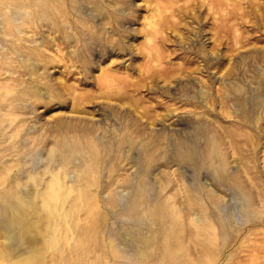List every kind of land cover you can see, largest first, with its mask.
Returning a JSON list of instances; mask_svg holds the SVG:
<instances>
[{
  "label": "rangeland",
  "instance_id": "obj_1",
  "mask_svg": "<svg viewBox=\"0 0 264 264\" xmlns=\"http://www.w3.org/2000/svg\"><path fill=\"white\" fill-rule=\"evenodd\" d=\"M0 264H264V0H0Z\"/></svg>",
  "mask_w": 264,
  "mask_h": 264
},
{
  "label": "clouds",
  "instance_id": "obj_2",
  "mask_svg": "<svg viewBox=\"0 0 264 264\" xmlns=\"http://www.w3.org/2000/svg\"><path fill=\"white\" fill-rule=\"evenodd\" d=\"M115 61L111 60L109 58H105V60L102 62V65L98 68H93L91 71L95 76V79L99 81V91H96L91 94V101L92 103L90 104L89 107L93 103L101 105L103 108H109L111 106H117V107H122V104L120 101L116 98L112 97L111 90L106 88L104 86V82L106 77H108L110 74L114 72H110V69L113 68ZM125 82L128 84L130 88L137 89V90H142L145 89L148 85V81H140V80H127V78H123ZM167 83V81H165ZM83 88L85 89H92L93 87V81L88 80L86 83L82 85Z\"/></svg>",
  "mask_w": 264,
  "mask_h": 264
},
{
  "label": "bare ground",
  "instance_id": "obj_3",
  "mask_svg": "<svg viewBox=\"0 0 264 264\" xmlns=\"http://www.w3.org/2000/svg\"><path fill=\"white\" fill-rule=\"evenodd\" d=\"M216 88H217V87H216ZM202 89H203V88H202ZM217 89H218V88H217ZM215 91H216V89H215ZM208 94H209V93H208ZM253 97H254V96H253ZM256 98H257V97H256ZM259 98H260V97H259ZM217 99H218V97H217ZM257 100H258V99H257ZM204 101H205V100H204ZM206 101H207V100H206ZM206 101H205V103H207ZM204 109H205V108H204ZM144 150H145V149H143V151H144ZM138 185H139V184H138ZM141 186H142V185L140 184V185H139L140 191H141ZM139 188H138V189H139ZM138 191H139V190H138ZM141 192H142V191H141ZM141 192H138V194H137L136 197H135L136 199H139V198L142 199V198H143L142 195H141Z\"/></svg>",
  "mask_w": 264,
  "mask_h": 264
}]
</instances>
